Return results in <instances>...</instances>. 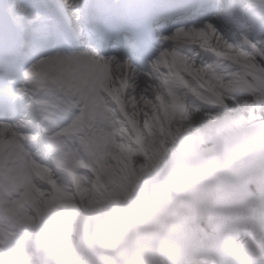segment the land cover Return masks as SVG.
I'll return each instance as SVG.
<instances>
[{"label": "clouds", "instance_id": "9594fccd", "mask_svg": "<svg viewBox=\"0 0 264 264\" xmlns=\"http://www.w3.org/2000/svg\"><path fill=\"white\" fill-rule=\"evenodd\" d=\"M99 4L103 0H88ZM154 14L179 12L175 22L214 21L221 14L217 0H140ZM207 15H197L201 7ZM156 38L153 37V48ZM259 125H264V106ZM239 116L243 126H257V119L240 108L239 98L213 97L209 103L193 101L176 123L162 159L129 195L118 200L89 193L76 201L77 208L62 217L64 235L74 255L55 252L46 264H180L170 247L183 249L213 236L211 212L233 200L251 182V201L264 204V136L238 143L239 125L227 127ZM224 130L222 139L198 142L209 128ZM139 164L147 163L143 157ZM149 167L151 164L149 163ZM254 189V190H253ZM90 199H96L92 207ZM101 221H106L102 226ZM159 243V249L157 244ZM41 264V262H37ZM187 264H222L213 252L191 258Z\"/></svg>", "mask_w": 264, "mask_h": 264}, {"label": "bare ground", "instance_id": "6f19581e", "mask_svg": "<svg viewBox=\"0 0 264 264\" xmlns=\"http://www.w3.org/2000/svg\"><path fill=\"white\" fill-rule=\"evenodd\" d=\"M35 1L36 0H12V3L10 4V0H5V7L8 10L9 14H14L15 12H17V15H19L20 8L31 10L29 15L22 17V25H24V31L27 30V26L31 25V23H33L35 19L33 15L34 11H32L33 6H37L41 11L44 10L50 3V0H43L42 2L34 5L33 3ZM26 2L28 4H24ZM45 14L38 12V14L36 15L37 24L42 21L41 17H43ZM212 23L215 25V27L213 29H208V33L206 35L194 34L195 32H188L191 33L188 34L190 36L186 35L185 33L178 37H175V42H171L168 47H165V52L167 53V51H169V53L164 56V63L162 64V66H155L153 71L158 75H162V77L165 79H168L169 76H175L176 79L174 81V86L169 87L167 91H162V89H160V96L155 94L153 87L152 91L150 89H147L146 87L148 79H154H152L150 76L147 79L145 77V72H142L140 67L135 65L131 66V62H129L128 57L121 52L114 51L105 54L101 50L97 55L90 54L88 57H81L80 53L86 50L88 44H85L81 51L75 53L73 56L59 57L58 59H49L48 61L35 67L32 77L36 81L39 82V79H41L40 81H42L43 79L44 81L49 79V81L54 85L63 88L70 97H72L82 106L80 115L75 117L76 119L73 121L69 129L64 130L65 132L61 135V138L64 142V152L58 157L57 160L60 168V176H62L65 183L63 186H61L58 181H51L52 188L56 189V192L52 193V198L48 199L49 204H46L47 207H50L49 213H42L41 218L40 216L38 218L42 223L47 222L51 217H54L56 215V212H58V208H60V206L64 202H66L71 195L73 191L71 187L74 188V190H77L78 194L81 195V199L88 196L89 192H84V189L80 186L81 183H83V180L79 176V170H81V162L80 160L78 162L75 156L73 141H70V136L72 134L78 135L87 133L88 124H90L91 121L96 124V126L94 127L98 130L105 129V127H107L106 125L110 124L109 121H107V117L116 115L115 113L108 112L111 104L108 101L107 92L112 91V85L116 86L118 84L117 86L120 87L115 88V91H118L115 92V95L120 99L118 101L117 116L122 117V119L125 121V126L120 134V143L117 146V149L115 148L117 151L113 154L114 162L108 169L109 173L107 175H104L105 179L99 177L96 180L95 187L93 190H91L90 193H94L97 196H104L105 194H107V198L116 200H118V188L134 189L136 184L141 180L140 178L134 177L135 169L133 167L134 158L137 153H143L144 151L145 155L148 153V151L145 150V130H143V128L141 127V121H143L144 118L147 117H149V119L153 121L150 117V114L155 112L156 110L159 112V109L160 113H162L163 110L160 107L167 106L165 105V102L167 101H169L170 104L173 103L174 107L177 100H174L173 97H177L175 93H177L178 88L184 89L185 82L190 86H194L195 91H197V88L198 90H202L201 85H205L208 88L211 85L213 86V84L216 86L226 84L229 85L230 80L226 76V74L230 72L231 66H234V60H239V62H241V60H243L242 55L245 56V53L243 51L235 50V47L242 46L243 48H246V44L243 43L238 29L225 24L223 21L214 20L212 21ZM37 30L38 29L35 27L30 33L33 34ZM180 38L187 39L189 41H195L198 39L202 41H211L212 43L220 46L221 49H223V51H221L222 53H224L225 50L226 52L224 54L227 57L223 62L218 61V65H215L210 61L212 59V56L216 57L215 54H213L210 49H206L203 57H201V53L198 52L196 53L192 63H189V60H185L181 55L186 50L187 46L185 42ZM178 43H180V47H176ZM188 47L190 48V46ZM214 51L221 53L218 50ZM249 52L250 50L248 51V54ZM169 64H171L173 67H171V72L169 71ZM205 67L207 68V71L204 69ZM146 68H148L149 71H152L151 66H147ZM196 68H202L203 71L198 75H195V73L193 72L194 70H196ZM184 69L186 71H183ZM238 70L241 71V74L246 80L248 71L242 67H240ZM130 72L132 74L129 75ZM144 77L146 78V81H144L145 79L143 80ZM234 77L235 76H232L233 82H237L234 81ZM118 80L120 81V83H118ZM124 85L127 86L126 92L124 94V90L122 92L123 95H120L122 94L121 89ZM212 86L209 90L210 94L200 99L197 104L209 103L213 97L217 98L218 100L221 98L223 99L225 96H230V98L234 100L240 94H250L255 96L258 94L254 92H244L239 90L233 92L229 91V88L215 90L212 88ZM217 93H219V96L217 95ZM127 95L131 96H129L130 100H128L127 97L125 98V96ZM152 96L153 100L155 98V102L161 103L160 106L158 104H153L154 106L148 104V100ZM141 105H144L146 108H148V113H146L145 115H143V113L139 111V107H141ZM173 107L170 106V108ZM87 110L89 114L88 117L85 116ZM63 116L65 115L63 114ZM168 116V120L172 118V115ZM85 119L87 126L82 123ZM173 121L174 120H172V122ZM5 126L6 128L0 127V143L4 142L5 144L10 145L13 150L19 151L21 154H23V156L19 160H17L16 165L14 164L12 167L9 166V169H11L12 172L15 170L16 174L13 177V180H15L19 177L21 171L23 170V165H25L29 161L33 162L35 159L32 158L30 151L27 149L26 143L16 136L12 128L8 129L9 125ZM150 126L153 125L150 124ZM177 127L175 128L177 129ZM176 129L173 128L172 132L175 133ZM168 132L169 129H167V133ZM6 133H10L12 136H8V134ZM29 136L31 135H25L24 137ZM11 140L13 141L11 142ZM97 140L99 141L98 138ZM104 143L106 144L105 141ZM113 143L114 140L111 141V144ZM68 145H71V150L68 155H65L68 151ZM167 146L168 142H165V145L160 150L162 153L154 159V161L151 163V167L147 165L145 166V168H143L146 170L142 171L141 176L145 177L150 174L152 168H154L159 160L162 159ZM113 147L114 146H112V148ZM73 152L74 157L72 158V160H70L67 157L70 156ZM12 153L14 154L15 152L12 151ZM33 165H35V162L33 163ZM39 175L41 177L39 181H37V185L40 187V189L34 191L35 193H31L30 197V201H35L38 205L41 204L38 199L40 198L42 200L43 198H45V196L48 195V186H45V182L42 181L43 175H45V178L49 177L52 180L54 179V177L51 176V174L47 170L40 171L39 174L36 173V177H38ZM1 185H3L4 187H0V229L2 233L4 235H7L9 233L14 235V232L18 231L19 234L25 233L26 235H29L25 230H23V227H21L20 224H16L10 220L8 209L15 206L18 214L20 209L25 205L23 203L20 205H14V202L20 200L18 195H21L23 197V193L30 189L34 184L32 182H29V186L27 189L21 187L16 181L13 182L11 187H8L7 185L5 186L4 184ZM34 186L36 188V185ZM58 193L62 195L60 200H57L55 198L56 194ZM4 200H7L8 202L5 204ZM90 203L92 207L95 208L97 205V200L90 199ZM35 243L37 246V250H39L41 254H37L34 248L33 251L36 252L35 257L38 259L36 261H39L41 263H46L50 259V257L58 250L68 248L73 250L71 241L64 234L63 236H57L56 238H53L47 242H42L37 238ZM6 249L7 248H5L4 245L0 246V264H16V259H20V256H13L11 255V253L9 255V252L6 251ZM22 258L31 259L32 254Z\"/></svg>", "mask_w": 264, "mask_h": 264}, {"label": "snow or ice", "instance_id": "6c2138e0", "mask_svg": "<svg viewBox=\"0 0 264 264\" xmlns=\"http://www.w3.org/2000/svg\"><path fill=\"white\" fill-rule=\"evenodd\" d=\"M76 9V15L81 20L87 21L89 41L85 51L80 53L81 57L97 55L101 50L112 48L122 51L134 50L137 53L147 56L153 66H156L161 58L167 53L165 47H168L175 37L188 32H199L203 35L208 29H213L215 25L211 20L199 22L192 29H188L185 23L175 22L179 12H164L154 14L149 6L140 2V0H103L99 4H90L88 0L83 3L80 0H72ZM237 8L235 3H227L220 6V10L234 11ZM249 12L264 20V0H249ZM31 10L20 8L19 15H10L3 5H0V70L5 72L18 71L20 76L27 80L30 78L38 64L44 63L52 57L46 53L41 42L28 49H21L18 43V33L22 31V17L30 14ZM208 9L203 6L196 13L197 15H207ZM83 31V30H82ZM61 27L56 25V39H59ZM159 42V46L153 50V37ZM249 42H251L249 40ZM161 44L163 46H161ZM260 55L264 56V49H257ZM155 56L156 59L152 60ZM264 72V68L261 69ZM175 83V82H174ZM229 91H244L259 93L257 102H264V79L255 77V83L239 78L237 82H229L227 86ZM219 96V93H217ZM177 100V97H173ZM222 99V98H221ZM239 125L240 131L236 137V142L247 143L257 137L264 136V125L243 126L240 124L239 116H235L227 127ZM224 130L218 128H209L198 138V142H203L210 138L222 139ZM154 166V164H153ZM146 169H142L144 171ZM256 177H250L245 181L247 187L237 195L233 201L239 211L245 210V205L250 201L251 182ZM32 190L28 189L23 193V199L14 202V205H20L24 201L30 200ZM37 213L41 212L39 205L31 201ZM250 210V209H249ZM9 218L16 224L21 222H31V217L19 216L16 207L8 209ZM212 221L215 220V213L211 212ZM106 221H101L102 226ZM219 236H212L207 244L199 242L193 243L186 248L177 249L170 247L168 252L174 258L180 261V264L187 262L198 255L212 252L217 245ZM159 243L157 248L159 249ZM251 250V249H250ZM153 257V264H155Z\"/></svg>", "mask_w": 264, "mask_h": 264}, {"label": "rangeland", "instance_id": "374dc122", "mask_svg": "<svg viewBox=\"0 0 264 264\" xmlns=\"http://www.w3.org/2000/svg\"><path fill=\"white\" fill-rule=\"evenodd\" d=\"M251 32H253V29H252ZM207 33H208V31H207ZM186 34H191V33H186ZM198 40H200V39H198ZM204 42H205V44H211V45H214V46H216L217 48L220 49L219 50V49L215 48V50L223 51V49H221L220 46L215 45L211 41H204ZM254 49H255V54L257 56H255L254 53H251V55H253V57H250V56L248 57L247 54H248V51L250 50L248 45H246V48L245 47L243 48L242 46L235 47V50H241V51H243L245 53V56L242 55L243 56L242 57L243 60H241V62H245L247 64L246 66L249 67L252 70L255 69V67L259 68L258 64L256 63V61L258 59V56L260 55L259 52L257 51V49H259V48L254 47ZM198 52H200V51L198 50ZM225 52L226 51L224 50V53ZM167 53H169V51H167ZM247 58H249V59H247ZM163 61H164V56H163V58H161V60L159 62L161 64H159L157 67L162 66V64L164 63ZM237 61H239V60H237ZM190 62H192V61H190ZM169 65H170L169 66V68H170L169 71L171 72L173 67H172L171 64H169ZM154 67L155 66L151 67L152 71L142 70V72H145L146 76L150 75V77L152 79H154L153 81H156L157 78H159V80H160L162 75H158L157 73H155L153 71ZM204 69L207 71L206 67ZM183 71H186V70L184 69ZM195 71L197 73H201L203 70H202V68H196V70H194V72ZM197 73H195V75H198ZM130 74H132V73L130 72L129 75ZM248 74H254V73L252 71L251 72L248 71L247 75ZM145 77H144V79L146 81L147 77L146 78ZM150 80L151 79H148V82ZM148 82L146 84L147 89H150L152 91L153 90L152 87H153L155 94L160 96L161 93H157V91H160V88L158 87L159 86V81L157 80L156 83H149V84H148ZM118 83H120L119 80H118ZM117 85L116 86L112 85V91L111 92H109V91L107 92L108 101L110 102L111 106H112V104L115 106V110L113 112L115 114L118 113V102H117V99H118V101L120 100L115 95V92H118V91H115L116 90L115 88H120ZM156 86H157V88H156ZM211 86L209 88H211ZM213 86L214 87H219L220 86L216 90H221V89L228 88L227 84L226 85H217V86L213 84ZM126 88H127V86H126ZM126 88H124L125 91L124 92L121 91V93L123 92L125 94ZM196 90L197 91H195V93H193L192 89L188 87L187 91H185V93L183 95H181V96L179 95L178 96V100L180 99L179 109L181 107L182 102L184 100H186L187 98L192 97V94L193 95L195 94L196 97H201V96L203 97L204 96V94H202V93H205V92H202V90H200V89L198 90V88ZM207 92L208 93L205 95V97L210 94L209 90ZM123 93L120 94V95H123ZM196 93H200L201 95L200 94H196ZM109 94L112 95V96H110ZM113 95H115L117 98H115ZM129 96L130 95H127V96H125V98L127 97V99L130 100L131 96L130 97ZM253 96H255V95H253ZM150 99H153V96ZM192 101H195L196 104H197V99L196 98H194V100H192ZM148 104L151 105V106H154L156 104H158L159 106L161 105V103L155 102V98H154L153 101H149ZM162 104H164V103H162ZM165 105H167V106H164V108H163V109L167 110V112L165 113L166 114L165 117L164 116H156L154 114V112H153V113L150 114V117H151V119L153 121H151L149 119V117L144 118V120L141 121V124H142L141 127L143 128V130H145L144 131L145 132L144 136L146 138V140H145V150L148 151V153H147L148 155L147 154L145 155V151H144L143 153H137L136 157L134 158V162L136 164L134 166V162H133V167L135 169L134 177H136V178H140V179L144 178L143 176H141V173H142L141 169L145 168V166L149 165V163L151 164L154 161V159L162 153L160 151L161 148L165 145V142H168L172 138L171 136H173V134H174V132H172L173 128L176 129L175 128L176 124L174 123V121L172 122V120H174L175 117L178 118L179 114H177L175 112H174V114H171V112H170L171 109L169 110V107L170 106L173 107V103L170 104L169 101H167V102H165ZM240 108L242 109V111L244 113H246L247 115H250L253 118H255V116H257L259 114L258 109L260 108V102H253V103L247 102V103L243 104L242 106H240ZM139 109H140L139 111H141L143 113V115L148 113V108H146L144 105L143 106L141 105V107H139ZM159 113H160V109H159ZM162 114H163V112H162ZM168 115H172V118H170L169 120L167 119V117H169ZM112 117H114V118H112ZM108 118H110V120ZM167 120H168V122H167ZM107 121H109L110 124L106 125L107 127H105V129H102V130H98L94 126L90 127L91 125L88 124L87 133H82L83 135L79 134L78 138H77L79 140V144H78V147H79L78 150L80 152L79 158L83 157L85 159V162H84L85 165H83L84 171H85V175H84V178L80 177L84 181L82 183V185H80L81 188L84 189V192H87V191H85V186L88 187L89 193L91 192L92 189H94L95 179L98 178L99 176H101V174H100L101 171H102V175L108 174V169H109L111 164L110 163H106L104 157L102 155H100L99 152H102V150H103L106 159H110L112 163L114 162L113 154L117 151L116 150L117 146L120 143V137H121L120 134L122 132V129H124L125 121L122 119V117H119V116L107 117ZM150 124H152L153 126H150ZM177 128H179V127H177ZM93 129H96V130H93ZM167 129H169L168 133H167ZM96 132L97 133L99 132L98 136H96ZM99 137H101V138H99ZM97 138L99 139V141L97 140ZM106 139H107V141H106ZM110 140L111 141L114 140V143H113L114 145L111 144ZM104 141L106 142V144L104 143ZM101 144H103V145H101ZM112 146H114L113 147L114 149L112 148ZM111 151H112V153H111ZM140 157H143L147 163H145L144 165L139 164L137 161H138V158H140ZM39 173H40V171L38 172V174ZM101 178L105 179L104 176H101ZM47 184L49 185L48 181H47ZM47 191H48V195L45 196V198H43L42 200L40 198L38 199V201L41 202V204L39 205V207L41 209V212L39 213V216H40V214H42L44 212L43 210L46 208V206H47L46 204H48V201H49L48 199L52 198V192H50V190H47ZM75 192L72 191L71 195L67 199V203L64 202L65 204L63 205L62 209L58 208V216L56 218H53V219L50 218L48 220V223L40 222L39 219H38V213H37L36 209L32 206V203L28 204V206H30V208H31V213L25 215L24 217H31L32 218L31 222H21L20 224H22V223H28L29 224L28 232L32 236L30 238L35 237V238H38L40 240V238L38 237V234H37V230H38V232L45 231L46 234L50 235V238L53 237L52 232H54L57 235L59 234V235L63 236V234L65 233L66 229H65L64 225L62 224V217L65 214L71 213L73 210H75L77 208L76 201L81 199V195H79L76 190H75ZM117 192H118L117 196H118V199H119L121 196H125L126 193L129 194V189L126 188V190H125V188H119L117 190ZM32 210H33V212H32ZM49 229H51V230L49 231ZM21 237H22V241L24 243V246L29 245L28 240H25V237H27V236H25L24 234H21Z\"/></svg>", "mask_w": 264, "mask_h": 264}, {"label": "trees", "instance_id": "16d2710c", "mask_svg": "<svg viewBox=\"0 0 264 264\" xmlns=\"http://www.w3.org/2000/svg\"><path fill=\"white\" fill-rule=\"evenodd\" d=\"M264 45V44H263Z\"/></svg>", "mask_w": 264, "mask_h": 264}]
</instances>
